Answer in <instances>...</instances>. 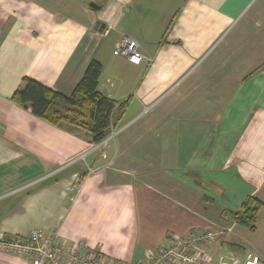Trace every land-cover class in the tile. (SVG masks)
Masks as SVG:
<instances>
[{"label":"crops","instance_id":"obj_1","mask_svg":"<svg viewBox=\"0 0 264 264\" xmlns=\"http://www.w3.org/2000/svg\"><path fill=\"white\" fill-rule=\"evenodd\" d=\"M122 35L139 64L113 53ZM91 60L125 102L97 149L11 100L23 78L69 95ZM250 196L254 232L221 217ZM34 228L123 264L211 229L207 253L264 264V0H0V233Z\"/></svg>","mask_w":264,"mask_h":264},{"label":"built area","instance_id":"obj_2","mask_svg":"<svg viewBox=\"0 0 264 264\" xmlns=\"http://www.w3.org/2000/svg\"><path fill=\"white\" fill-rule=\"evenodd\" d=\"M113 53L125 57L132 64H139L142 55L135 39L122 35ZM116 129L102 141L94 144L97 149L112 139ZM89 171H92L89 169ZM217 233L211 229L191 231L186 235H170L157 249L149 251L135 264H263L250 252L235 254L225 252L214 257L203 246L213 241ZM0 252L22 255L31 264H123L111 261L82 241H68L56 231L34 228L23 235L0 233Z\"/></svg>","mask_w":264,"mask_h":264},{"label":"trees","instance_id":"obj_3","mask_svg":"<svg viewBox=\"0 0 264 264\" xmlns=\"http://www.w3.org/2000/svg\"><path fill=\"white\" fill-rule=\"evenodd\" d=\"M101 64L91 60L69 95L53 90L39 82L23 78L11 96L20 106H27L42 120L52 124L62 123L88 132L94 144L102 141L116 127L125 102L116 103L98 90ZM117 104V107H116ZM263 206L255 197H247L236 212L223 211L221 217L230 219L250 232L256 230L259 209ZM230 248L242 251L239 246L229 244Z\"/></svg>","mask_w":264,"mask_h":264},{"label":"water","instance_id":"obj_4","mask_svg":"<svg viewBox=\"0 0 264 264\" xmlns=\"http://www.w3.org/2000/svg\"><path fill=\"white\" fill-rule=\"evenodd\" d=\"M90 6H91V7H94V8H98V6L95 5L94 3H90Z\"/></svg>","mask_w":264,"mask_h":264},{"label":"rangeland","instance_id":"obj_5","mask_svg":"<svg viewBox=\"0 0 264 264\" xmlns=\"http://www.w3.org/2000/svg\"><path fill=\"white\" fill-rule=\"evenodd\" d=\"M116 131H118V130H115V131H114V132H115V134H116ZM115 134H114V135H115ZM114 135H113V137H114ZM113 137H112V138H113ZM3 253H5V252H3Z\"/></svg>","mask_w":264,"mask_h":264}]
</instances>
